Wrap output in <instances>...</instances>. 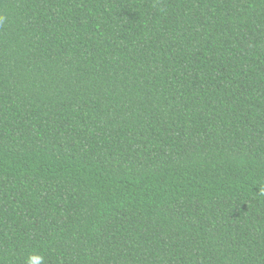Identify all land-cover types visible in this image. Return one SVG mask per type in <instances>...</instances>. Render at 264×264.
Here are the masks:
<instances>
[{
    "label": "trees",
    "instance_id": "trees-1",
    "mask_svg": "<svg viewBox=\"0 0 264 264\" xmlns=\"http://www.w3.org/2000/svg\"><path fill=\"white\" fill-rule=\"evenodd\" d=\"M264 264V0H0V264Z\"/></svg>",
    "mask_w": 264,
    "mask_h": 264
},
{
    "label": "clouds",
    "instance_id": "clouds-1",
    "mask_svg": "<svg viewBox=\"0 0 264 264\" xmlns=\"http://www.w3.org/2000/svg\"><path fill=\"white\" fill-rule=\"evenodd\" d=\"M43 257L37 253H30L25 258V264H42Z\"/></svg>",
    "mask_w": 264,
    "mask_h": 264
}]
</instances>
